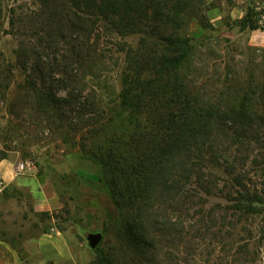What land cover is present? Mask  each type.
Wrapping results in <instances>:
<instances>
[{"label": "rangeland", "instance_id": "374dc122", "mask_svg": "<svg viewBox=\"0 0 264 264\" xmlns=\"http://www.w3.org/2000/svg\"><path fill=\"white\" fill-rule=\"evenodd\" d=\"M218 1L203 0L200 17L187 28L193 37L187 72L212 97L244 89L251 80L256 111L264 117V47L238 35L231 21H225L227 29L216 26L208 11ZM60 7V0H0V158L13 162L16 176L26 181L0 179V258L19 264H264V123L259 138L237 150L238 159L256 175L250 190L260 202L253 213L233 209L226 195L231 176L222 166H211L207 170L217 175L218 188L206 192L193 177L184 190L194 196L183 200L180 194L172 207L164 205L168 217L181 221L179 226L149 235V247L131 246L90 142L80 133L106 119L108 103L121 90L124 47L136 46L140 37H122L108 28L89 37L95 14L80 12L76 21L71 13L65 19L57 15ZM68 18L76 25L70 28ZM79 22L86 29L84 38L97 36L86 59L68 47L76 43ZM53 30L56 35L46 38ZM27 74L45 77L46 86L70 104L66 111L72 119L52 120L27 87ZM260 159L263 175L252 167ZM21 163L29 164L20 170ZM91 233L101 234L94 248Z\"/></svg>", "mask_w": 264, "mask_h": 264}, {"label": "trees", "instance_id": "16d2710c", "mask_svg": "<svg viewBox=\"0 0 264 264\" xmlns=\"http://www.w3.org/2000/svg\"><path fill=\"white\" fill-rule=\"evenodd\" d=\"M202 3L203 0H60L57 15L65 19L71 13L77 16L76 21L81 18L80 12L95 14L89 37L94 32L98 36L97 29L107 28L122 37L130 33L140 37L136 46L124 47L127 58L121 90L108 103L106 119L99 125H88L80 133L85 142H90L91 156L118 211L123 235L133 247H149V235L170 232L179 226L181 221L168 217L164 205L168 202L172 207L180 194L183 200L194 196L184 190L193 177L196 186L206 192L218 188L217 175L207 170L211 166H222L231 176L226 195L234 210L253 213L260 202L257 192L250 190L252 176L256 175L249 172L247 161L237 156L246 141L259 138L263 127L264 117L255 107L256 87L249 80L244 89L212 97L187 72L193 59V37L187 28L191 20L200 17ZM253 16V10L248 9L238 22L239 28H257ZM76 21L68 18V26H75ZM81 24H77L75 45L67 46L74 56L86 59L97 36L93 41L84 38L81 32L86 29ZM99 24L105 28L93 31ZM57 32L66 40L65 33ZM55 33L49 31L45 36L50 39ZM38 40L42 41V37ZM36 67L40 70L39 64ZM47 81L43 76L27 74L26 85L52 120L72 119L66 111L70 104L46 86ZM252 167L260 168L257 170L263 175V159L253 160Z\"/></svg>", "mask_w": 264, "mask_h": 264}, {"label": "crops", "instance_id": "0c3cea01", "mask_svg": "<svg viewBox=\"0 0 264 264\" xmlns=\"http://www.w3.org/2000/svg\"><path fill=\"white\" fill-rule=\"evenodd\" d=\"M211 2V0H208ZM248 9H252L253 19L257 28H244L238 31V35H246L250 44L264 47V20L260 22L259 16L264 15V0H219L211 6L208 16L214 21L216 26L229 28L225 21H231L232 26L237 27L238 22L243 20L247 15ZM239 27V26H238ZM0 179L5 182L16 181L24 184L26 181L23 177L16 176L13 162L4 159L0 161ZM0 264H19L18 262H9L0 258Z\"/></svg>", "mask_w": 264, "mask_h": 264}, {"label": "water", "instance_id": "95a60500", "mask_svg": "<svg viewBox=\"0 0 264 264\" xmlns=\"http://www.w3.org/2000/svg\"><path fill=\"white\" fill-rule=\"evenodd\" d=\"M101 240V234L91 233L88 235V241L92 248L96 247Z\"/></svg>", "mask_w": 264, "mask_h": 264}, {"label": "built area", "instance_id": "2783aa9c", "mask_svg": "<svg viewBox=\"0 0 264 264\" xmlns=\"http://www.w3.org/2000/svg\"><path fill=\"white\" fill-rule=\"evenodd\" d=\"M259 20H260V22H263V20H264V15L263 14H261L260 16H259ZM29 163H21L19 166H18V169H20V170H23L24 168H25V166L26 165H28Z\"/></svg>", "mask_w": 264, "mask_h": 264}]
</instances>
